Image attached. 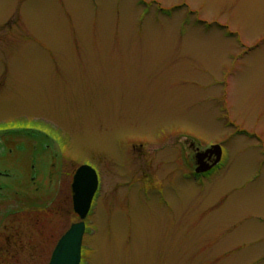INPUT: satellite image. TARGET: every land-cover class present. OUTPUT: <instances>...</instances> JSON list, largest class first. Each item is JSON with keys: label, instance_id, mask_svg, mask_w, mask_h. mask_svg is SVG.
Returning <instances> with one entry per match:
<instances>
[{"label": "rangeland", "instance_id": "rangeland-1", "mask_svg": "<svg viewBox=\"0 0 264 264\" xmlns=\"http://www.w3.org/2000/svg\"><path fill=\"white\" fill-rule=\"evenodd\" d=\"M2 126L52 198L2 264L49 263L82 164L84 264H264V0H0Z\"/></svg>", "mask_w": 264, "mask_h": 264}, {"label": "flooded vegetation", "instance_id": "flooded-vegetation-1", "mask_svg": "<svg viewBox=\"0 0 264 264\" xmlns=\"http://www.w3.org/2000/svg\"><path fill=\"white\" fill-rule=\"evenodd\" d=\"M6 128L5 126L0 127L2 130ZM13 132L15 133L7 135L5 134L6 132L2 133L0 130V264L8 261L10 258L12 245L13 243L16 244V242H13L15 233H19L25 227L27 221H30V226L32 227L31 222L33 220L36 221L38 216L46 217L52 208V198H50V195H47L45 198L43 196L37 198L34 194L32 195L31 193L37 191V185L35 184L34 191L32 192L31 186L26 182L27 179L16 177L17 174L12 171L15 166L18 167L13 161L20 150L17 144L10 146L14 143L11 142L15 138L16 133H18L16 131ZM198 150H195L196 153ZM32 154L34 160H36L38 153L32 152ZM206 161L212 164L215 161V156L207 157ZM219 165L220 163L216 168ZM32 167L37 170L35 163H33ZM216 168H213V170ZM33 177L34 175L30 177L32 184L36 183ZM37 208H39L40 212H37ZM18 245H20V242H18Z\"/></svg>", "mask_w": 264, "mask_h": 264}, {"label": "water", "instance_id": "water-1", "mask_svg": "<svg viewBox=\"0 0 264 264\" xmlns=\"http://www.w3.org/2000/svg\"><path fill=\"white\" fill-rule=\"evenodd\" d=\"M215 155V161L209 164L207 157ZM223 155L222 146L212 145L196 154L197 172H205L217 165ZM99 188V175L90 164H82L73 176L71 184L73 209L79 220L72 223L58 240L48 264H81L83 238L86 232V218L92 207Z\"/></svg>", "mask_w": 264, "mask_h": 264}, {"label": "trees", "instance_id": "trees-1", "mask_svg": "<svg viewBox=\"0 0 264 264\" xmlns=\"http://www.w3.org/2000/svg\"><path fill=\"white\" fill-rule=\"evenodd\" d=\"M221 168V165H219L216 169H214V170H212L210 173H204V174H202V175H194V177L193 178H195V179H204V178H208V177H210V174H212V173H214V172H216L218 169H220ZM85 262L84 261H82V264H84Z\"/></svg>", "mask_w": 264, "mask_h": 264}]
</instances>
